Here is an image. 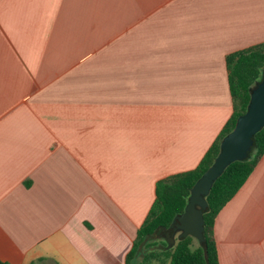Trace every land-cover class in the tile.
I'll use <instances>...</instances> for the list:
<instances>
[{"label": "crops", "instance_id": "1", "mask_svg": "<svg viewBox=\"0 0 264 264\" xmlns=\"http://www.w3.org/2000/svg\"><path fill=\"white\" fill-rule=\"evenodd\" d=\"M263 42L264 0H0V262L124 264L233 112L226 55ZM213 234L264 264V154Z\"/></svg>", "mask_w": 264, "mask_h": 264}, {"label": "trees", "instance_id": "2", "mask_svg": "<svg viewBox=\"0 0 264 264\" xmlns=\"http://www.w3.org/2000/svg\"><path fill=\"white\" fill-rule=\"evenodd\" d=\"M229 72V89L233 112L220 134L191 170L173 174L156 183L155 200L137 230L124 264H219L213 234L214 220L219 210L232 198L252 172L264 154V127L254 135V147L248 158L230 163L214 181L206 200L208 208L204 217V245H199L192 236L177 239L167 248L163 237L173 218L180 214L187 203L191 186L211 165L219 151V144L235 124L237 117L246 110L250 88L260 79L264 67V42L251 48L226 55ZM0 264H3L0 262Z\"/></svg>", "mask_w": 264, "mask_h": 264}, {"label": "water", "instance_id": "3", "mask_svg": "<svg viewBox=\"0 0 264 264\" xmlns=\"http://www.w3.org/2000/svg\"><path fill=\"white\" fill-rule=\"evenodd\" d=\"M264 127V67L261 77L250 88V98L243 114L239 115L234 127L223 136L219 151L211 165L200 175L190 188L184 210L177 214L164 233L167 248L177 239L192 236L199 245H204V217L208 208L206 196L214 181L232 162L249 157L254 147V135Z\"/></svg>", "mask_w": 264, "mask_h": 264}]
</instances>
